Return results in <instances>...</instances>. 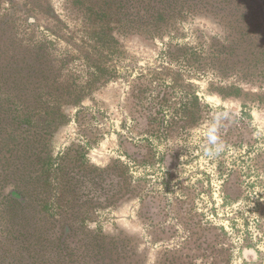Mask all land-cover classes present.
I'll use <instances>...</instances> for the list:
<instances>
[{"label":"rangeland","instance_id":"obj_1","mask_svg":"<svg viewBox=\"0 0 264 264\" xmlns=\"http://www.w3.org/2000/svg\"><path fill=\"white\" fill-rule=\"evenodd\" d=\"M11 10L14 19L5 25ZM96 18L112 19L122 53L111 64L116 75L68 108L69 122L51 144L55 156L65 157L77 197L51 215L32 192V205L14 218L1 216L9 188H0V264H40L31 257L37 250L45 264H264V105L251 96L223 97L209 84L264 93V78L250 71L264 54V0H0V72L11 77L16 67L33 65L35 53L25 44L37 34L48 40L49 53L41 58L48 75L59 74L58 58L66 55L72 60L65 78L85 74L78 56L89 49ZM152 24L162 30H138ZM184 45L219 53L218 76L188 79L187 63L168 54ZM174 78H181L175 88ZM150 81L152 96L161 91L167 99L152 102V113L161 108L164 130L149 124V111L138 109L131 95ZM189 82L209 105L191 126L183 109ZM215 112L229 119L221 129L223 150L209 157L198 147V134ZM21 224L26 234L47 237L16 253L9 231ZM64 224L75 228L69 258L78 263L54 254L50 232L58 234ZM98 230L107 236L101 248L93 246Z\"/></svg>","mask_w":264,"mask_h":264},{"label":"trees","instance_id":"obj_2","mask_svg":"<svg viewBox=\"0 0 264 264\" xmlns=\"http://www.w3.org/2000/svg\"><path fill=\"white\" fill-rule=\"evenodd\" d=\"M13 15L14 11L11 10L4 17L3 24L10 25L14 19L12 18ZM113 22H121V20L118 19ZM92 24L94 31L88 35L86 40L90 44L89 49L85 56H78L85 62V74L78 76L71 74L66 79L63 71L68 67L67 63L72 60L69 61L70 56L66 55L67 57L58 58L61 61L57 70L59 74H55L52 70L51 72L55 75L52 77L48 75L41 64V58L49 53L47 50L48 40L37 34L28 36L25 44L27 51L35 53L36 61L33 65L28 64L23 68L16 67L12 71L11 77L9 75L4 77L3 73L0 72V188H9L2 197L1 216L7 213L16 218L25 213L32 205L30 202L32 192L40 196L37 203L42 206V210L51 212V215L55 214L54 211L62 206L64 208L69 207L77 197L76 188L78 184L67 175L63 168V161L61 162L62 158L65 157L62 155L58 157L53 154L51 147L53 136L61 127L68 124V108L81 104L95 90L104 86L116 75V68L111 64L115 58H119L122 54L118 47L119 39L112 33L114 29L112 19L96 18ZM146 27L148 28L138 26V30H141L140 33L153 35H155L153 31L159 33L162 30L157 24ZM20 44L23 43L20 42ZM170 51L172 50H169L168 54L172 59L187 63L190 70H188V79L201 78L209 75V73L218 76L219 71L215 59H218L219 53L215 51L202 52L188 45L181 46L176 54ZM4 54L1 53V55ZM59 56L61 57V54ZM260 60L259 66L255 64V68L250 71L252 75L257 71L254 75L264 78L263 53L260 54ZM169 70L175 72L173 69L169 68ZM176 72L178 73L177 70ZM179 79L181 78H174L170 87L178 86V83H181ZM209 84L211 90L215 89L223 97L238 95L246 99L247 96H251L250 102L264 105L262 89L260 93H253L251 91L245 92L243 88L235 84L221 86L214 81H210ZM152 85L153 83L150 81L148 85L137 86L131 95L137 100L138 109L146 113L149 111V124L154 127L153 124L156 123L160 130H164V117L160 118L157 115L161 112V108L152 113V109L155 108L152 102L161 97L163 101L161 105H164L163 103L166 104L167 99L160 95L161 91L156 97L152 96V89L148 87ZM216 85L217 88H214ZM187 87L189 90L184 89L183 91L187 92L183 109L186 117L190 119L188 125L191 126L193 119L199 115V111H205L209 105L201 103L200 97L193 90L192 82H189ZM226 89H229V92ZM163 94L166 96L167 91H163ZM171 125L174 126L175 124L171 122ZM122 166L126 175L127 166L124 164ZM118 177L121 178L120 174ZM89 180H81V183L84 182L81 186H85ZM20 227V229H15L12 226L9 231L10 235L14 236L17 241L16 253H20L19 248L22 244L28 242L37 246V241H42L47 237L42 235V232L39 236H35V234L30 236L24 232L26 231L25 225L21 224ZM56 231L55 229L51 230L49 236V239H53L56 243L53 248L54 254L67 256L70 262H76V259L69 258L72 252L70 239L74 235L75 228L71 224H64L58 234H55ZM93 234L95 238L93 246L103 247L107 236L102 234L101 230ZM30 237H35V239L31 240ZM34 256H36V262L45 264L41 259L45 254L43 255L40 250H37V255L31 257Z\"/></svg>","mask_w":264,"mask_h":264},{"label":"clouds","instance_id":"obj_3","mask_svg":"<svg viewBox=\"0 0 264 264\" xmlns=\"http://www.w3.org/2000/svg\"><path fill=\"white\" fill-rule=\"evenodd\" d=\"M228 119L229 114L227 112L212 113L199 132L200 142L198 147L203 150L206 156L214 157L223 150L221 129L225 126L224 122ZM188 146L191 147V144Z\"/></svg>","mask_w":264,"mask_h":264}]
</instances>
